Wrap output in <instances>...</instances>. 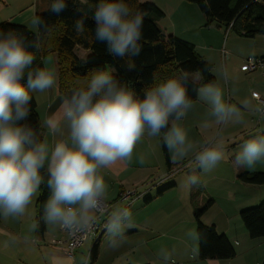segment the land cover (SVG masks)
<instances>
[{
	"label": "clouds",
	"instance_id": "1",
	"mask_svg": "<svg viewBox=\"0 0 264 264\" xmlns=\"http://www.w3.org/2000/svg\"><path fill=\"white\" fill-rule=\"evenodd\" d=\"M67 7L66 0H53L50 11L59 15ZM144 15L139 10L133 13L124 0H99L92 17L95 39L105 42L113 56L132 61L142 50L139 42ZM32 23L46 27L35 13ZM74 28L79 33L85 31L83 16L75 21ZM30 47L39 45L15 31H0V215L22 217L46 182L50 195L43 204L41 220L69 232H90L95 225L94 214L101 213L108 191L99 169L131 161L137 142L146 132L157 136L163 131L164 143L174 159L184 160L192 149L186 132L176 123L193 107L188 96V73L145 89L141 99L109 71L94 69L86 87L64 97L57 114L46 120L53 133L60 132L62 126L67 128V138L50 148L39 139L36 129L21 123L31 112L30 92H43L55 83L51 71L33 67L36 57ZM127 68H135L133 61ZM196 75L202 79L201 73ZM25 78L26 84H22ZM194 90L210 105V115L217 123L241 118L240 110L225 102L216 83L202 84ZM223 155L222 147L212 142L188 163L211 171ZM260 161H264V134L245 140L234 158L237 167L251 168ZM42 169H46L44 175ZM186 183L198 186L200 180L189 174ZM132 220L127 208L107 213L105 229L111 246H118L125 226ZM31 227L37 228V223ZM189 235L198 238V233Z\"/></svg>",
	"mask_w": 264,
	"mask_h": 264
},
{
	"label": "crops",
	"instance_id": "2",
	"mask_svg": "<svg viewBox=\"0 0 264 264\" xmlns=\"http://www.w3.org/2000/svg\"><path fill=\"white\" fill-rule=\"evenodd\" d=\"M42 2L47 3L39 0V4H41L39 12L49 8V4H47L45 9H42ZM37 6L38 3L33 7L20 10L22 13L18 12V10L15 14L7 16L4 22L24 25L27 21H32L33 14L38 11ZM33 26L35 25L33 24ZM31 29L34 30V27H31ZM161 29L166 34L181 38L176 32H173L174 30L170 33L166 32L167 28ZM219 31L221 30L219 29ZM181 39L188 41L186 38ZM208 41V49H204L195 42L191 44L195 46L198 54L212 66L215 83L221 88L225 102L235 105L240 110L241 118L239 120L233 119L226 124H222V128L224 127L223 130L225 131L224 139L221 141L223 144L233 143L235 137L239 139V142L231 150L234 157L240 151V145L245 140L264 134V119L258 120L256 125L253 123L257 114L258 119L262 116L258 113L260 104L251 97L252 93L258 92L261 97L263 96L264 76L261 71L245 73L240 70V66L245 59L249 57H264V36L247 39L235 34L229 36L228 33V37L222 45L219 35H212ZM225 55L226 57L223 58ZM46 56L43 59L44 68L53 73L55 80L51 87L52 91L46 89L43 92H30V95L36 102L40 125L44 129L42 142H46L51 148L58 140L67 138V128L62 126L60 132L53 133L45 123L49 117L57 114L63 100L58 93L57 87L56 56L54 54L51 59L53 62L52 69L44 63ZM246 99L253 100L255 106L247 104ZM194 101L193 106L196 104L206 105L205 113L207 118L203 120L194 112L196 118L194 123L197 125L198 135L191 137L189 134L188 141L192 144L199 140L196 137L205 135L203 138V143H205L211 137V133L208 134V130H211L218 123L216 118L210 115V105L201 100L198 93ZM205 124L208 126L205 127ZM242 135L243 137L240 140ZM172 155L171 150L163 141L161 145H157V136H149L146 132L140 141L137 142L131 161L117 162L108 168L99 169V174L103 176L104 182L108 187L107 194L102 201L109 205V212L116 208H133L131 203L134 199L126 201L119 198L123 190L134 189L137 192L140 187H143L141 192L145 193L155 186L156 180L158 181L160 176L162 177L166 172L168 174L172 168L179 167L181 162H175ZM229 166H231L233 183L237 182L235 175L237 176L236 173L239 171L249 173L264 172V161L257 162L251 168L246 166L237 167L235 164L230 163ZM190 171H188V175L191 173L195 175L194 170ZM152 181L155 182L153 185L151 184ZM171 182L172 188L177 185L173 179ZM239 184L240 188L244 190L251 188V186L258 188L264 186L248 185L241 182ZM188 187H190V203L192 207V217L190 218L193 219L195 198H192V189L195 186L189 185ZM160 191L162 190H159L158 193ZM137 194L139 193L137 192ZM159 195L162 194L159 193ZM150 200L148 197L147 202ZM262 200H264V195L261 196L259 201ZM209 214L203 213L200 219L201 222L204 225H213L217 233L223 234L227 238L235 250L233 258L227 260H199L197 240L189 235V233L195 232L191 229L184 232L179 229H166L164 227L165 216L163 213H139V216L132 213V223L125 226V235L118 241V246H111L109 241L106 251H109L110 258L119 253H125L127 256L129 254L133 255L132 258L126 257L121 264H162L165 252H167V260H170V264H252L253 262L260 264L261 260L258 258L261 257V245L259 244L262 239L253 240L249 238L240 221L239 213H220L218 216ZM145 216L149 218L148 224L144 223ZM104 220L105 218H102V221ZM33 223H36L35 213H25L19 218H5L0 215V264H84L91 250L92 240H86L81 247L74 251L72 257H68L64 253L63 246L53 245L52 243L55 240H65V234L59 230V226H52L44 222V230L41 232L38 226L35 229L31 227ZM106 235L107 231L105 230L98 242L97 258L93 263H90L89 260L88 264H96L98 258L102 256L99 253V248L101 244H106L110 239ZM157 237H163L164 242L155 241ZM142 238H144V242L141 243ZM105 239L107 240L104 243ZM124 245L126 246L123 250L122 247ZM76 251L79 252L77 255L79 254L78 259L80 260L75 258L74 254ZM252 258L258 260H251Z\"/></svg>",
	"mask_w": 264,
	"mask_h": 264
},
{
	"label": "trees",
	"instance_id": "3",
	"mask_svg": "<svg viewBox=\"0 0 264 264\" xmlns=\"http://www.w3.org/2000/svg\"><path fill=\"white\" fill-rule=\"evenodd\" d=\"M45 1L50 3L49 8L36 12L35 15L43 19L46 27L36 26V31L33 32L22 24L2 22L0 31H15L18 35H23L27 41H35L39 45L38 48L28 49L36 57L33 63L34 68L45 70L44 57L55 54L57 87L62 99L70 96L74 89L86 87L94 69L109 71L115 79L132 89L141 99L145 89L156 87L170 78H178L184 73H188V96L192 101L197 96L194 89L202 84L216 82L212 66L198 54L193 44L172 34H166L160 28L158 21L164 17V13L152 2L124 0L133 13L137 10L145 13L142 39L139 42L142 44V50L139 56L131 58L135 68L129 70L127 65L132 61L128 57L113 56L108 52L105 42L95 39V21L92 17L99 0H66L68 7L59 15L50 11L53 0ZM184 1L198 7L207 25L217 23L225 29L226 33H233L247 39L264 36V0ZM82 16L85 19V31L79 33L75 30L74 23ZM77 47L88 54L83 58L77 57L74 52ZM197 72L202 74V79L196 75ZM21 83L26 84V78ZM30 108L31 112L27 121L21 123H28L36 129L42 141L44 129L40 125L33 97ZM161 133L163 134V131ZM45 171L46 169H42L41 174L44 175ZM236 178L243 184L264 185V172L240 171ZM46 179L45 175V181ZM49 195L50 189L45 182L40 186L34 203L36 223L41 232L44 230V222L41 220L43 204ZM211 205L212 201L209 200L203 208L193 210L195 233H198L196 238L198 259H231L235 255V250L227 238L217 233L213 225H204L200 220ZM239 218L250 239H264V201L257 206L241 210ZM99 241L100 238L92 244L89 252L90 263L97 258Z\"/></svg>",
	"mask_w": 264,
	"mask_h": 264
},
{
	"label": "rangeland",
	"instance_id": "4",
	"mask_svg": "<svg viewBox=\"0 0 264 264\" xmlns=\"http://www.w3.org/2000/svg\"><path fill=\"white\" fill-rule=\"evenodd\" d=\"M139 1L152 2L157 5L165 15L162 19L158 21V25H160L161 28H167L166 32L171 33V31L174 30L173 32H176V34H178V36H181V38H186V40H188L187 42L189 43L195 42L204 49H208V40L212 35L220 36L221 45L225 42L228 37V32L226 33L225 29L223 27L218 26L217 23L207 25L204 15L200 12V10L195 4L188 3L184 0ZM36 3H38L37 12H39V8L41 7V4H39V0H0V23L4 22L7 16L15 14L18 10V12H20V10H25L28 7H33ZM47 4L50 3H43L42 9H45V6ZM24 25L29 30L33 32L36 31V26H33L32 21H27ZM31 27H34V30L31 29ZM219 29L221 31H219ZM231 35L233 34L229 33V36ZM74 52L75 55L79 58H83L86 54H88V52L78 47L75 49ZM52 57H54V54H48L44 61V63H46V65L51 69L53 66V62L51 61ZM225 57L226 55L223 58ZM49 90L52 91L51 88H49ZM257 94L260 96L259 92ZM261 98L264 99V94ZM246 102L247 104L255 106V104H253V100L246 99ZM194 112L203 120L207 118V114L205 113L206 105L196 104L187 112L183 119H181L180 121H176L177 125L182 127L186 132L187 139L189 134L191 135V137H193L194 135H198V130L196 128L197 125L194 123V120H196ZM257 115L254 117L253 121L255 125L258 124V120L264 119V116L258 119ZM223 129L224 127L222 128V124L220 123H218V125L213 126L211 130H208V134L211 133L210 140L205 143H203V138L205 137V135L196 137L199 140H196L192 143V149L189 151L184 160L174 159L172 155V158L175 160V162H181L179 167H175V169L172 168V170L170 171V174L172 173V175L168 180L158 183L167 174L166 172L162 177L160 176L158 181L156 180V183L152 181V185L155 183V186H153L154 188L151 187L145 193L141 192L143 190V187H140L139 190H137V192L139 193L138 197L134 199L131 203L133 205V208L128 210L131 213H134V215L136 216H139V213H163L165 216L164 227L166 229H179L183 232L185 230L187 231L188 229H191L195 232V224L193 222V219L190 218L192 217V207L190 203V187H188L189 185L186 183L188 171L190 170V172L194 170L195 175L198 176L200 180V184L192 189V194L195 198L193 210L195 208H203L209 200L212 201V205L204 213H210L209 215L216 216H218V214L220 213H239L243 209L251 208L260 204L259 202L261 201L259 200L261 196L264 195V186H261L260 188L251 186V188L247 190L241 189L239 184L240 182L236 179V175L235 180L237 182L233 183L232 171L231 166H229V163L234 164L235 156L233 157L231 150H233V148L235 147L234 145L239 142V139L238 137H235L233 143L223 144L221 142L223 141V136L225 135V131ZM242 137L243 135L240 137V140L242 139ZM151 141L153 142V140ZM162 141L164 142V136L161 133L157 135V145H161ZM212 142L217 145H220L224 153L223 159L216 165L215 168H213L211 171H204L197 167L194 163H188L189 160L193 159L196 152L201 150L205 145H208ZM172 179L177 183V185H175L173 188L171 182ZM128 190L133 191L134 189H127L126 191ZM159 190H163L160 192V194L162 195H159ZM36 197L37 195L34 197L32 204L29 205L25 213H35L34 202L36 200ZM148 197L151 199L149 202H147ZM102 218H105L106 220L107 215H104ZM144 223H149L148 216L144 217ZM106 236L107 238L111 239L108 233ZM144 238H142L141 243L144 242ZM110 239L107 242V239H105L104 243L106 242V244H101L99 248V253L102 256L98 258L96 264H121L124 262V259L126 257H133V255L131 254L127 256L125 253H119L110 258L109 251H106L107 243L110 241ZM155 241L163 243L164 238L157 237V239L155 238ZM259 245H261V257L258 259L261 260L260 264H263L264 239L261 240ZM125 246L126 245L122 247L123 250ZM77 253L79 252L76 251L74 254L76 259H78L79 255H77ZM164 255H167V252H165ZM164 257L162 258V261H164L162 264H170V260H167L168 258L165 259ZM258 259L252 258L251 260L255 261ZM252 264L255 263L253 262Z\"/></svg>",
	"mask_w": 264,
	"mask_h": 264
},
{
	"label": "built area",
	"instance_id": "5",
	"mask_svg": "<svg viewBox=\"0 0 264 264\" xmlns=\"http://www.w3.org/2000/svg\"><path fill=\"white\" fill-rule=\"evenodd\" d=\"M240 70L242 72L246 73H252L256 71H261V73L264 76V58H256V57H249L243 61V63L240 66ZM252 98L256 100L259 104L260 107L258 109V113L260 116H264V99H262L257 93H252ZM172 173L170 172L166 174L162 180H160L158 183H161L165 180H168L171 177ZM138 197V194L135 190L133 191H126L123 190L120 193V199L121 200H126L130 201L132 199H135ZM110 207L107 203L102 201V211L100 214H94L95 215V225L93 229L90 232L86 233H79V232H69L64 230L63 228L59 227V230L65 234V240L64 241H52L53 245L57 246H63L64 247V253L68 257H72L73 253L76 249L82 246V244L90 239L93 241V243L98 240L102 233L106 230L105 229V221H102V217L104 215H107L109 212ZM90 260L89 254L87 255L84 264H88Z\"/></svg>",
	"mask_w": 264,
	"mask_h": 264
}]
</instances>
